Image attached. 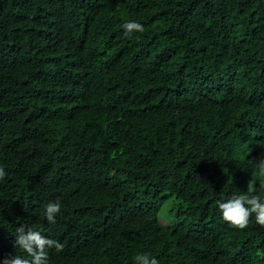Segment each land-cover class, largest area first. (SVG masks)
Here are the masks:
<instances>
[{
	"label": "trees",
	"instance_id": "obj_1",
	"mask_svg": "<svg viewBox=\"0 0 264 264\" xmlns=\"http://www.w3.org/2000/svg\"><path fill=\"white\" fill-rule=\"evenodd\" d=\"M261 158L264 0H0V260L24 224L49 264H264L217 210Z\"/></svg>",
	"mask_w": 264,
	"mask_h": 264
},
{
	"label": "clouds",
	"instance_id": "obj_2",
	"mask_svg": "<svg viewBox=\"0 0 264 264\" xmlns=\"http://www.w3.org/2000/svg\"><path fill=\"white\" fill-rule=\"evenodd\" d=\"M124 35L129 36L134 32L142 33L144 27L137 21H127L122 25ZM259 173H264V158H261L255 164ZM7 173L3 167H0V180L6 177ZM256 188L249 181L246 193L233 194L224 201H217L218 211L221 218L237 229H245L254 216L255 223L264 227V199L254 195ZM5 207L0 209L4 211ZM61 210L59 199L49 201L45 206V218L49 224H55V217ZM5 228L0 227V237L5 239ZM15 246L22 250L26 256L9 255L0 264H49V255L47 249L54 248L56 251H62L64 245L56 239L48 238L42 234V230H34L21 224L15 229ZM135 264H159V261L151 257L148 253L137 254L134 257Z\"/></svg>",
	"mask_w": 264,
	"mask_h": 264
},
{
	"label": "rangeland",
	"instance_id": "obj_3",
	"mask_svg": "<svg viewBox=\"0 0 264 264\" xmlns=\"http://www.w3.org/2000/svg\"><path fill=\"white\" fill-rule=\"evenodd\" d=\"M163 222L165 223V222H167L165 219H163Z\"/></svg>",
	"mask_w": 264,
	"mask_h": 264
}]
</instances>
